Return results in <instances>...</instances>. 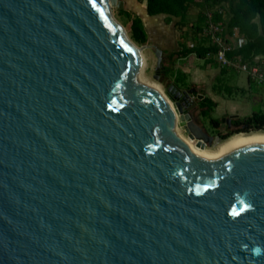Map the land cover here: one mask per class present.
Returning a JSON list of instances; mask_svg holds the SVG:
<instances>
[{
    "label": "water",
    "instance_id": "95a60500",
    "mask_svg": "<svg viewBox=\"0 0 264 264\" xmlns=\"http://www.w3.org/2000/svg\"><path fill=\"white\" fill-rule=\"evenodd\" d=\"M123 7L0 0V264H264V146L186 147Z\"/></svg>",
    "mask_w": 264,
    "mask_h": 264
},
{
    "label": "trees",
    "instance_id": "16d2710c",
    "mask_svg": "<svg viewBox=\"0 0 264 264\" xmlns=\"http://www.w3.org/2000/svg\"><path fill=\"white\" fill-rule=\"evenodd\" d=\"M144 4L145 13H134L127 8L118 10L119 20L126 28L129 38L138 46L149 44V37L144 19L154 17H165L166 23L175 20V29L180 33L186 25L190 11L198 9L195 25H191L190 32L196 44L191 47H184L169 55L187 57L195 55L204 59L207 63L215 61L207 55H214L218 48L212 45L202 35V29L207 22L206 11L212 12V20L215 23H222L225 30V39L228 42H235L234 35L237 34L244 40V43L237 42L232 45L228 57L241 59L250 66L259 65L264 71V0H136ZM198 36L201 42H197ZM243 120L254 124L252 131H264V114L254 113ZM213 122H215L213 120ZM216 124V123H215Z\"/></svg>",
    "mask_w": 264,
    "mask_h": 264
},
{
    "label": "rangeland",
    "instance_id": "374dc122",
    "mask_svg": "<svg viewBox=\"0 0 264 264\" xmlns=\"http://www.w3.org/2000/svg\"><path fill=\"white\" fill-rule=\"evenodd\" d=\"M121 1H123V3H124L123 8H127L131 12H134V13L139 12L140 14H142V12L139 11V7H137V5H135L134 0H121ZM118 10L119 9H117V8H112L111 13H112V16L116 19V21L121 24L119 17H118L120 15L118 13ZM198 12L199 11L196 8H194L190 11V14H189L187 21H186V25L181 30V35L184 36V34H185V36H186V37H183V39L180 42L182 45H184V47H191L192 45L196 44V42L193 41V39L191 37L192 34L190 32V27H191V25H195L196 16H197ZM174 24H175V20L168 23V25H169L168 27H170L172 30H175ZM124 29L126 30L125 27H124ZM126 33L128 35L127 30H126ZM128 37H129V35H128ZM197 42H199V43L201 42L200 36H198ZM145 45H149V44H145ZM136 46L141 47L138 45H136ZM142 55L144 56V59H145V68L143 70V77L150 83L158 84L164 94H166L167 86L171 85V81L173 84H176L180 88L184 89L190 84V81L193 78V76H194V82L197 86L200 87L204 83V85L206 86V88L208 90L213 89L216 93L221 92V94L225 98L230 97L231 96L230 94H232V97H234V98L236 97V95L240 97L241 95H243V93H247L249 91L247 73L244 70H235V69H231V68H227V67H220V65L217 62L209 64L204 59L191 57L192 59L186 63V66L191 67L193 69H199V70L203 71V74H204L203 79H201V77L198 76L197 73L196 74L194 73V75L192 76L190 73L184 71L181 68L175 70L176 66L174 63H172L170 65L171 70L167 71L168 75H163V76L161 75L159 77L158 74L154 70L155 65H156V58L154 56L153 50L152 49L144 50L142 52ZM215 68L220 69L221 72L223 73V75L219 76L216 79H213L212 78L213 76H211V75H207V74H209V73H207V71L204 72V70L210 69L212 71ZM194 72H196V71H194ZM156 75L159 77L157 80L154 79V76H156ZM169 78H171V81ZM201 80L203 81V83L200 82ZM253 81H254L253 83L255 85L256 81L255 80H253ZM262 83H257V84H262ZM237 87L239 88V90L237 89ZM243 90H244V92H243ZM245 98H247V95L245 96ZM225 100H227V99H225ZM202 105H204L206 107V110L201 116V122L204 124V126L206 127V129L210 133H213V132H215V130L213 129L214 128L213 124H215V122H213V120L219 119L220 121H222L221 112H218L215 109V105L210 102L209 97H208L207 101H205L201 104V106ZM221 105H222V103H220V106ZM226 106H227V104L224 105V107H226ZM221 126H222V123H221ZM222 128H223V126H222ZM178 131L184 138H186L183 135L181 128H178ZM249 133H251V132H249ZM186 139L188 141H190V139H188V138H186ZM190 142L192 143V141H190ZM223 142L224 141L216 142L208 150L209 151H215L220 146V144ZM197 148H199V147H197ZM199 149H201V148H199Z\"/></svg>",
    "mask_w": 264,
    "mask_h": 264
},
{
    "label": "crops",
    "instance_id": "0c3cea01",
    "mask_svg": "<svg viewBox=\"0 0 264 264\" xmlns=\"http://www.w3.org/2000/svg\"><path fill=\"white\" fill-rule=\"evenodd\" d=\"M134 1H135V5L139 7V11H141L142 13H145L146 11H145L144 4L137 3L136 0ZM136 13H139V12H136ZM144 20L146 23V29H147V33L149 37V44L155 45L163 51L165 62L167 61L169 64L174 63L176 66L175 70L181 68L184 71L190 73L192 76L194 75V73L195 74L197 73V75L200 76L201 79H203V76H204L203 71L199 69H193L191 67L186 66V63L192 59L191 57H196L195 55H190L185 58L175 55L172 58H169V55L181 49L180 36H179L180 33L176 29L172 30L170 27H168L169 25L166 23L165 17H160V18L154 17V18H147ZM233 37H234L235 42L233 41L230 42L231 45L234 46V43L236 42L238 44L244 43L243 39L240 38L239 35L235 34ZM206 71L207 73H209L207 75L213 76L212 77L213 79H216L219 76L223 75L221 70L217 68L213 69L212 71L210 69L204 70V72ZM169 79L171 81V78ZM192 79H194V76ZM247 79H248L249 91L247 93H243V95H241L240 97L236 95V97L234 98L232 97V94H230L231 95L230 97L225 98L223 97L221 92L216 93L213 89L208 90L210 102L215 105V109L218 112H221V118L222 117L227 118V119L230 118V119H233V121H237V120H243L244 118L250 117L254 113L264 114V82L262 84H257L255 82V85H254L253 83L254 81L250 79L248 75H247ZM200 82L203 83L202 80ZM204 87L206 86L203 83L202 86H200L199 88L202 89ZM237 89L239 90L238 87ZM246 95H247V98H245ZM220 103H222L221 106H220ZM226 104L227 106L224 107V105ZM214 121L216 125H219V122H220L219 119H214Z\"/></svg>",
    "mask_w": 264,
    "mask_h": 264
},
{
    "label": "flooded vegetation",
    "instance_id": "af4514ba",
    "mask_svg": "<svg viewBox=\"0 0 264 264\" xmlns=\"http://www.w3.org/2000/svg\"><path fill=\"white\" fill-rule=\"evenodd\" d=\"M165 62L164 70H161L158 73V76L168 75V70L170 69L171 64ZM158 77V78H159ZM170 84V83H169ZM170 85L167 86V88ZM167 90V89H166ZM185 90V102L188 106L187 113L190 115L191 119L186 121V127L181 128L183 135L188 138L189 135L193 137H199L195 139L192 143L196 146L199 143V148L204 146V150L210 149L213 144L218 141H225L231 136L239 133H249L254 128V124L249 123L245 120L233 121L231 119L230 123L227 118L222 117V123L219 122V125L213 124L215 132L210 133L204 124L201 122V116L205 112L206 107L201 104L207 101L209 97V91L206 87L200 89L194 82V79H191L190 84L184 88ZM174 90L170 91V94H173ZM169 95V93H168ZM253 132H264V131H253Z\"/></svg>",
    "mask_w": 264,
    "mask_h": 264
},
{
    "label": "built area",
    "instance_id": "2783aa9c",
    "mask_svg": "<svg viewBox=\"0 0 264 264\" xmlns=\"http://www.w3.org/2000/svg\"><path fill=\"white\" fill-rule=\"evenodd\" d=\"M207 22L202 29L203 37L207 38L212 45L218 48L214 55H207L217 62L220 67H227L235 70H244L248 77L257 83L264 82V71L261 66H250L241 59H231L228 53L232 50V45L225 39V30L222 23H215L212 20V12L206 11ZM244 41V40H243Z\"/></svg>",
    "mask_w": 264,
    "mask_h": 264
},
{
    "label": "bare ground",
    "instance_id": "6f19581e",
    "mask_svg": "<svg viewBox=\"0 0 264 264\" xmlns=\"http://www.w3.org/2000/svg\"><path fill=\"white\" fill-rule=\"evenodd\" d=\"M143 58L144 56H142V63H141L140 73L138 74V78L143 82L147 83L148 85H150L151 87H153L154 89L162 92L158 84L150 83L143 77V70L145 68V60ZM178 136L179 139L186 145V147L194 149L199 152H204L209 154H219V153L229 152L247 146H264V132L251 131V133H246V134L244 133L235 134L226 141H224L223 143H221L220 146L215 151L202 150L195 147L190 141L184 138L179 133V131H178Z\"/></svg>",
    "mask_w": 264,
    "mask_h": 264
}]
</instances>
